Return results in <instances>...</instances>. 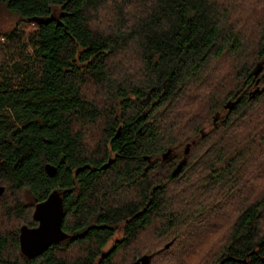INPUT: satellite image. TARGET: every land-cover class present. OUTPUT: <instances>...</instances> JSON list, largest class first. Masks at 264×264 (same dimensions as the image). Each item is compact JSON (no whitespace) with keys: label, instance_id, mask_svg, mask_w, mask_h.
<instances>
[{"label":"trees","instance_id":"16d2710c","mask_svg":"<svg viewBox=\"0 0 264 264\" xmlns=\"http://www.w3.org/2000/svg\"><path fill=\"white\" fill-rule=\"evenodd\" d=\"M0 4L35 25L0 31V264H264V0Z\"/></svg>","mask_w":264,"mask_h":264},{"label":"water","instance_id":"95a60500","mask_svg":"<svg viewBox=\"0 0 264 264\" xmlns=\"http://www.w3.org/2000/svg\"><path fill=\"white\" fill-rule=\"evenodd\" d=\"M257 73V71L255 72ZM259 88L250 95L254 96ZM239 98L235 100L228 101L224 108H232L238 101ZM121 127L117 129L116 135L119 134ZM205 133L202 131V135ZM191 143H187L184 149V154L187 155L190 150ZM171 149L169 148L163 153V159H166L170 154ZM111 159L106 162L103 167L109 165ZM186 162V156L181 159L175 168L172 170V176H176L183 165ZM47 172L51 175L55 174L56 167L51 164H46L45 166ZM5 191V186L0 185V197ZM64 208H63V198L61 193L54 189L44 200L35 204L33 217L38 222L36 226H28L26 224L22 225L19 233L20 249L21 252L26 256H36L41 254L50 245L56 244L64 239L68 238L70 234L62 228ZM172 241L165 244V248L171 245ZM151 255L143 254L137 260V264H148Z\"/></svg>","mask_w":264,"mask_h":264},{"label":"rangeland","instance_id":"374dc122","mask_svg":"<svg viewBox=\"0 0 264 264\" xmlns=\"http://www.w3.org/2000/svg\"><path fill=\"white\" fill-rule=\"evenodd\" d=\"M18 22H19L18 21V17H16V15L13 14L12 12H10L4 5L0 4V31L3 32V31L10 30L16 24L19 27L25 28L27 31H30V30L35 28V25L33 23H31V22H26V21H21L19 23ZM215 119H216V117H214V120ZM164 248H165V246H164Z\"/></svg>","mask_w":264,"mask_h":264}]
</instances>
